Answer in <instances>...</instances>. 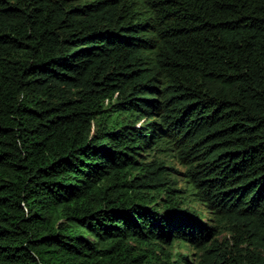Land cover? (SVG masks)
Masks as SVG:
<instances>
[{"label":"trees","instance_id":"16d2710c","mask_svg":"<svg viewBox=\"0 0 264 264\" xmlns=\"http://www.w3.org/2000/svg\"><path fill=\"white\" fill-rule=\"evenodd\" d=\"M0 264H264V0H0Z\"/></svg>","mask_w":264,"mask_h":264},{"label":"rangeland","instance_id":"374dc122","mask_svg":"<svg viewBox=\"0 0 264 264\" xmlns=\"http://www.w3.org/2000/svg\"><path fill=\"white\" fill-rule=\"evenodd\" d=\"M170 163L175 165L179 170H184V168L177 161H175V160L171 161L170 160ZM179 176H180V178L184 177L183 174H179ZM179 182H180L181 186L185 185L183 180H181ZM190 203H191L192 206H195L196 209H198V211H199V213L201 215H205L206 214V210L198 202L190 201ZM174 250L182 252V253H189V259L190 260H194V257L196 255V250L194 248H192L191 246H188V245H183L182 243L181 244L177 243L175 245V247H174Z\"/></svg>","mask_w":264,"mask_h":264}]
</instances>
